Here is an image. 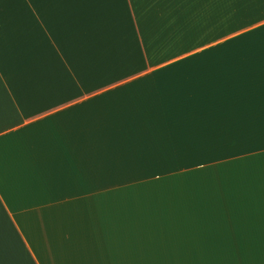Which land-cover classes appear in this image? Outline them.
Listing matches in <instances>:
<instances>
[{"label":"crops","instance_id":"0c3cea01","mask_svg":"<svg viewBox=\"0 0 264 264\" xmlns=\"http://www.w3.org/2000/svg\"><path fill=\"white\" fill-rule=\"evenodd\" d=\"M0 264H264V0H0Z\"/></svg>","mask_w":264,"mask_h":264},{"label":"rangeland","instance_id":"374dc122","mask_svg":"<svg viewBox=\"0 0 264 264\" xmlns=\"http://www.w3.org/2000/svg\"><path fill=\"white\" fill-rule=\"evenodd\" d=\"M7 1H14V0H7Z\"/></svg>","mask_w":264,"mask_h":264}]
</instances>
